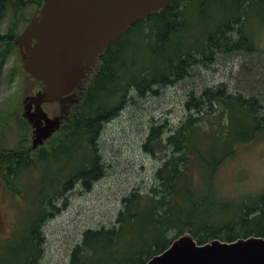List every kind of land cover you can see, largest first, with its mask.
Wrapping results in <instances>:
<instances>
[{
	"label": "trees",
	"instance_id": "1",
	"mask_svg": "<svg viewBox=\"0 0 264 264\" xmlns=\"http://www.w3.org/2000/svg\"><path fill=\"white\" fill-rule=\"evenodd\" d=\"M226 1L172 0L165 9L130 26L99 57L97 71L84 90L74 91L79 103L45 147L34 151L23 147L6 149L0 135V180L4 188L24 198L18 188L20 175L39 172L44 162H66L69 158L60 176L68 179L58 180L54 193L59 182L61 196L76 180L89 191L103 173L98 149L103 125L134 96L156 94L158 89L182 81L193 67L215 62L219 53L259 52L256 40L244 27L254 4L264 8V0H230L229 5ZM29 4L38 8L41 0H0V23L8 12L20 16ZM14 31L11 26L6 33H0V76L8 58L16 52ZM132 36H137L139 43L132 42ZM37 84L41 87V83ZM185 109L187 116L173 130L169 128L165 139L161 130L166 124L151 126L143 144L151 155L156 154V149L169 151L155 173L153 186L144 194L133 190L122 199L115 227L85 231L81 243L70 254L69 264H145L186 233L197 244L215 239L231 242L250 236L264 238V192L231 204L215 199L213 184L216 173L236 149L264 133L259 99L227 93L221 84L203 89L198 96L188 93ZM75 156L79 157L78 164ZM46 198L38 201L25 237L16 238L13 250L9 249L12 246L2 245V252L9 249V256L0 255V264L37 263L45 221L41 209L52 205L45 202ZM140 231L155 236L148 252H128L121 261L118 244L132 235L142 236Z\"/></svg>",
	"mask_w": 264,
	"mask_h": 264
},
{
	"label": "rangeland",
	"instance_id": "2",
	"mask_svg": "<svg viewBox=\"0 0 264 264\" xmlns=\"http://www.w3.org/2000/svg\"><path fill=\"white\" fill-rule=\"evenodd\" d=\"M226 3L229 5L230 0ZM36 9L29 4L23 7L20 16L8 12L0 23V33H6L11 26L15 27V41ZM263 22L264 8L255 3L253 10L249 11L244 29L256 40L259 52L219 53L215 62L193 67L182 81L160 88L156 94L134 96L121 107L100 132L98 149L103 173L92 183L89 191L83 190L81 183L76 180L70 190L66 187V191L58 196L63 191L60 183L68 179L60 176H63L61 170L69 158L66 162L65 159L58 163L51 160L44 162L39 172L20 175L18 188L24 198L10 193L0 180V255L7 258L9 249L13 250L17 243L16 238L25 237L33 210L36 211L38 201L43 196L47 197L45 202H51L52 205H45L41 209L45 221L41 227V257L35 264H69L70 254L81 243L85 231L115 227L122 199L133 190L146 193L155 183V173L169 154L167 150L158 152L156 149V154L151 155L144 149L143 144L151 126L166 124L163 132L161 130V137L165 139L169 135V128L173 130L187 116L185 103L191 91L198 96L205 88L223 84L227 93L259 99L264 114ZM131 41L139 43V38L132 36ZM39 88L36 81L24 74L19 53L14 51L0 76V135L4 148L31 149L32 130L21 117L22 100L35 94ZM45 110L55 114L57 106L45 105ZM45 146L46 143L42 147ZM74 162L79 163L78 156H75ZM58 180L62 181L56 185L58 188H55L54 193ZM213 184L215 199L231 204L264 192V133L257 134L254 140L239 146L235 155L220 167ZM210 215L214 216L215 213L210 212ZM140 232L144 234L126 237L118 244L121 261L128 252L141 255L148 252L155 236L149 231ZM158 242L161 244L162 240ZM2 245L12 247L2 252Z\"/></svg>",
	"mask_w": 264,
	"mask_h": 264
},
{
	"label": "water",
	"instance_id": "3",
	"mask_svg": "<svg viewBox=\"0 0 264 264\" xmlns=\"http://www.w3.org/2000/svg\"><path fill=\"white\" fill-rule=\"evenodd\" d=\"M171 1L41 0L14 41L24 74L43 86L22 100L21 117L32 130V151L59 131L70 106L80 101L73 91L84 90L105 49L136 21L165 9ZM52 103L58 105L59 114L49 118L42 105ZM145 264H264V238L197 244L186 233Z\"/></svg>",
	"mask_w": 264,
	"mask_h": 264
},
{
	"label": "flooded vegetation",
	"instance_id": "4",
	"mask_svg": "<svg viewBox=\"0 0 264 264\" xmlns=\"http://www.w3.org/2000/svg\"><path fill=\"white\" fill-rule=\"evenodd\" d=\"M39 8V7H38ZM37 8V9H38ZM36 9V10H37ZM28 24V23H27ZM13 42H14V40H13ZM34 43V41H32V44ZM16 50L18 51V48H16ZM27 77H29V76H27ZM43 89V87L41 86L40 88H39V90H37V92L38 91H40V90H42ZM34 95V94H33ZM30 96H32V95H30ZM27 97V96H26ZM52 104H55L56 106H57V112L55 113V114H52V113H50V112H48V111H46L45 110V105H49V104H44V105H42V108H43V110L46 112V114H47V116L49 117V118H53V117H55V116H57L58 114H59V107H58V105L56 104V103H52ZM34 110V108H32V111ZM72 110V106H70V109H69V113H70V111ZM68 113V114H69ZM44 125V124H43ZM30 131V130H29ZM45 144V143H44ZM46 144H47V142H46Z\"/></svg>",
	"mask_w": 264,
	"mask_h": 264
}]
</instances>
